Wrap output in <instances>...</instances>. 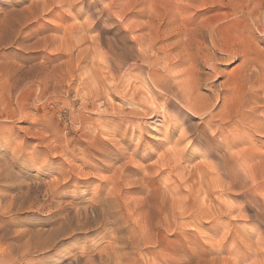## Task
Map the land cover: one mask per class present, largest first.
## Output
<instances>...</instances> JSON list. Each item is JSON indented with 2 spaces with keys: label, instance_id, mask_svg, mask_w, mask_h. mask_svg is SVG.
Listing matches in <instances>:
<instances>
[{
  "label": "rangeland",
  "instance_id": "374dc122",
  "mask_svg": "<svg viewBox=\"0 0 264 264\" xmlns=\"http://www.w3.org/2000/svg\"><path fill=\"white\" fill-rule=\"evenodd\" d=\"M0 229V264H264V0H0Z\"/></svg>",
  "mask_w": 264,
  "mask_h": 264
},
{
  "label": "bare ground",
  "instance_id": "6f19581e",
  "mask_svg": "<svg viewBox=\"0 0 264 264\" xmlns=\"http://www.w3.org/2000/svg\"><path fill=\"white\" fill-rule=\"evenodd\" d=\"M211 3H212V2H211ZM211 6H212V5H211ZM211 6H210V7H211ZM214 6H215V5H214ZM214 6H213V7H214ZM217 6H218V5H217ZM219 7H220V6H219ZM223 7H224V6H223ZM230 7H231V6H230ZM211 8H212V7H211ZM211 8H210V9H211ZM234 9H235V8H234ZM235 10H236V9H235ZM237 10H238V9H237ZM258 11H259V10H258ZM214 21H215V20H214ZM202 27L205 28L203 25H202ZM200 28H201V26H200ZM197 29H198V28H197ZM175 30H176V29H175ZM204 31H205V29H204ZM172 32H173V31H172ZM174 32H175V31H174ZM177 32H179V31H177ZM198 33H199V30H198ZM203 33H205V32H203ZM196 34H197V33H196ZM196 34L194 33V36H195ZM200 35H201V32H200ZM191 38H192V36H191ZM201 38H202V35H201ZM201 38H200V39H201ZM192 39H194V38H192ZM195 39H196V37H195ZM203 39H204V37H203ZM178 41H179V40H178ZM185 41L188 42V40H185ZM195 41H198V39L195 40ZM195 41L193 42L194 44H195ZM199 41L201 42V40H199ZM202 41H204V40H202ZM232 41H233V40H232ZM186 42H185V43H186ZM211 42H212V41H211ZM197 43H198V42H197ZM186 44H187V43H186ZM200 44H201V43H200ZM192 45H193V44H192ZM195 46H197V45L195 44ZM213 46H214V45H213ZM197 47H198V46H197ZM199 47H200V46H199ZM195 49H196V48H195ZM196 50H197V49H196ZM196 50H195V52H196ZM197 52H199V51H197ZM180 55H181V54H180ZM188 55H189V54H188ZM214 55H215V54H214ZM183 57H184V56H183ZM181 59H183L182 56H181ZM260 72H261V71H260ZM211 74H212V73H211ZM202 80H203V79H202ZM188 108H189V107H188ZM208 118H210L209 115H208ZM219 121H220V120H219ZM188 131H189V130H188ZM211 138H212V137H211ZM226 154H227V153H226ZM55 155H56V154H55ZM227 155H228V154H227ZM227 155H226V156L223 155V156H224V157H227ZM214 156H215V155H214ZM217 157H219V156H217ZM220 157H221V156H220ZM217 159H218V158H217ZM219 159H220V158H219ZM225 159H226V158H225ZM220 160H221V159H220ZM225 161H226V160H225ZM216 162H217V164H218L217 166H219V164H220L221 162H223V161H221V162L216 161ZM216 162H215V164H216ZM225 163H226V162H225ZM227 163H228V162H227ZM228 164H229V163H228ZM228 164H227V166H228ZM222 165H223V163H222ZM222 165L220 164L221 167H223ZM221 167H219V168L221 169ZM228 167H229V166H228ZM228 167H227V168L224 167V169L226 168V169L228 170ZM224 169H223V170H224ZM226 169H225V170H226ZM225 170H224V173L226 172ZM230 170H231V168H230ZM221 171H222V170H221ZM228 171H229V170H228ZM228 171H227V172H228ZM70 172H71V171H70ZM229 172L231 173V171H229ZM229 172H228V173H229ZM228 173H227V174H228ZM225 174H226V173H225ZM231 174H232V173H231ZM222 175L224 176V174H222ZM229 175H230V174H229ZM229 175H228V176H229ZM230 176H231V175H230ZM226 177H227V175H226ZM227 178H228V177H227ZM230 178H231V177H230ZM222 179H223V178H222ZM66 180H67V179H66ZM227 181H228V180H227ZM46 184H47V183H46ZM51 184H52V183H51ZM55 184H56V183H55ZM47 185H48V184H47ZM56 185H57V184H56ZM49 186H51V185H49ZM49 186H48V187H49ZM52 188H53V187H52ZM52 188H51V189H52ZM48 189H49V188H47V190H48ZM49 190H50V189H49ZM23 191H24V190H23ZM52 191H53V190H52ZM49 192H51V191H49ZM106 193H107V192H106ZM106 193H105V194H106ZM110 193H111V192H110ZM48 194H50V193H48ZM52 194H53V193H52ZM111 194H112V193H111ZM113 194H114V192H113ZM115 195H116V194H115ZM11 196H12V195H11ZM20 196H21V195H20ZM34 196H35V195H34ZM46 196H49V195H46ZM53 196H54V195H52V197H53ZM105 196H106V195H105ZM105 196H104V197H105ZM110 196H112V195H110ZM110 196H109V197H110ZM116 196H117V195H116ZM116 196H114V197H116ZM45 198H46V197H45ZM49 198H50V197H49ZM53 198H54V197H53ZM111 198H113V197H111ZM105 199H106V198H105ZM105 199H104V201H105ZM113 199H116V198H113ZM54 201H55V200H54ZM99 201H101V200H99ZM111 201H112V199H111ZM57 202H58V201H57ZM105 202H106V201H105ZM112 202H113V201H112ZM102 203H103V202H102ZM102 203H101V204H102ZM109 203H110V200H109ZM114 203H115V201H114ZM53 204H54V203H53ZM56 204H57V203H56ZM95 204H96V203H95ZM93 205H94V204H93ZM62 206H63V205H62ZM62 206H61V203L55 205V206H54L55 210H54V212H53L54 215L58 217V219H59V218L61 219V223H62V224H61V225H62L61 227H62V228H61V230L59 229L58 231L60 232L61 235L66 234L68 237H71V235L69 234V232L71 231L70 233H73V231H75V230H73V227H72V230L69 229V221L71 222V219H72V218H75L76 216L74 215L75 217H72V218H71V216L74 214V213H73L71 216H69V217L71 218V219L69 220V218L67 217L69 213H66V212H65V208H64L65 206H63V207H62ZM87 206H88V205H86V207H87ZM99 206H100V205H99ZM88 207H90V206H88ZM88 207H87V208H88ZM100 207H101V206H100ZM119 208H120V206H119ZM81 209H82V208H81ZM93 209H94V207H93ZM102 209H103V207H102ZM83 210H85V209L83 208ZM83 210H82V211H83ZM86 210H87V209H86ZM76 211H77V210H76ZM76 211H75V212H76ZM87 211H88V210H87ZM87 211H86V212H87ZM90 211H91V210H90ZM90 211H89V212H90ZM67 212H68V211H67ZM77 212H78V211H77ZM77 212H76V213H77ZM84 212H85V211H84ZM84 212H81V213H82V216H83V213H84ZM86 212H85V214H86ZM89 212H88V213H89ZM94 212H95V211H94ZM92 213H93V212H92ZM85 214H84V215H85ZM90 214H91V213H90ZM79 215H81V214H79ZM86 215H87V214H86ZM88 215H89V214H88ZM90 216H91V215H90ZM90 216H89V217H90ZM95 216H96V215H95ZM127 216H128V215H127ZM79 217H80V216H79ZM91 217H92V216H91ZM101 217H102V215L100 216V218H101ZM76 218H77V217H76ZM85 218H86V217H85ZM87 218H88V216H87ZM87 218L85 219L84 222H82V221H83V218H82L81 222L77 220L78 218L76 219V221H75V219H74L75 223H74L73 220H72V222L74 223V224H73V225H74V228L81 229V231H82V228L85 227L86 223H88V220L90 219V218H89V219L87 220ZM96 218H97V217H96ZM125 218H126V217H125ZM92 220H93V219H91V221H92ZM100 220H101V219H100ZM100 220L97 219V221H100ZM129 220H130V219H129ZM92 222H93V221H92ZM90 223H91V222H90ZM96 223H97V222H96ZM100 223H101V222H100ZM105 223H106V222H105ZM71 224H72V223H71ZM88 224H89V223H88ZM101 224H102V223H101ZM106 224H107V223H106ZM102 225H103V224H102ZM107 225H108V224H107ZM71 226H72V225H71ZM105 226H106V225H105ZM91 227H92V226H91ZM99 227H101V226H99ZM103 227H104V225H103ZM87 229H88V228H87ZM87 229H86V230H87ZM0 230H1V229H0ZM76 230H77V229H76ZM56 231H57V230H56ZM58 231H57V232H58ZM51 232H52V230H51ZM54 233H55V231H54ZM51 234L53 235V233H51ZM140 234H141V233H140ZM58 235H59V234H58ZM55 236H56V235H55ZM64 236H65V235H64ZM72 236H73V235H72ZM1 237H2V236H1ZM111 237H112V236H111ZM52 238H53V237H52ZM113 238H114L113 240L115 241V237H114V236H113ZM54 239H55V238H53V240H51V241L49 240V242H46V243L43 241L42 243H45V244H44V246H43V245H42V246H43V247H48V246H50L51 244H52V245H55L56 243L54 242V241H55ZM111 239H112V238H111ZM11 242H12V241H11ZM120 242H121V241H120ZM122 242H123V240H122ZM125 243H126V242H125ZM125 243H123V244H125ZM0 244H1V243H0ZM123 244H122V245H123ZM12 245H13V244H12ZM47 245H48V246H47ZM125 245H126V244H125ZM117 246H119V245H117ZM133 246H135V245H133ZM114 247H115V246H114ZM120 247H121V246H120ZM120 247H119V248H120ZM123 247L125 248L124 245H123ZM128 247H129V246H128ZM131 247H132V246H131ZM13 248H14V247H13ZM19 248H20V247H19ZM126 248H127V247H126ZM147 248H149V247H147ZM20 249H21V248H20ZM151 249H152V248H151ZM21 250H22V249H21ZM102 250H103V249H102ZM102 250H101V251H102ZM118 250H119V249H118ZM121 250H122V249H121ZM107 252H108V250L106 251V253H107ZM109 252H110V251H109ZM109 252H108V253H109ZM115 252H116V251H115ZM121 252H122V251H121ZM101 253H102V252H101ZM101 253H99L98 255H102ZM103 253H104V252H103ZM108 253H107V254H108ZM122 253H124V252H122ZM122 253H121V254H122ZM104 254H105V253H104ZM107 254H106V255H107ZM113 254H116V253H114V250H113ZM121 254H119V255L122 257V255H124L125 253L122 254V255H121ZM110 255H111V252H110ZM91 256H92V255H91ZM102 256H103V255H102ZM108 256H109V255H107V256L105 257L106 260H107V257H108ZM111 256H112V255H111ZM116 256H118V254H117ZM100 257H101V256H100ZM109 257H110V256H109ZM109 257H108V258H109ZM123 257H124V256H123ZM29 258H30V257H29ZM117 258H118V257H117ZM10 259H11V258H10ZM25 259H26V258H25ZM118 259H119V258H118ZM106 260L103 259L104 263H105ZM109 260H111V259L109 258ZM109 260H107V261L109 262ZM4 261H5V260H4ZM100 261H101V260H100ZM110 262H111V261H110ZM112 262H113V260H112ZM141 262H142V261H141ZM100 264H101V263H100Z\"/></svg>",
  "mask_w": 264,
  "mask_h": 264
}]
</instances>
